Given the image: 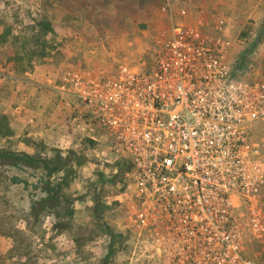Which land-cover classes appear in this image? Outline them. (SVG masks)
<instances>
[{"label":"rangeland","instance_id":"obj_1","mask_svg":"<svg viewBox=\"0 0 264 264\" xmlns=\"http://www.w3.org/2000/svg\"><path fill=\"white\" fill-rule=\"evenodd\" d=\"M163 2L0 0V33L7 35L0 41V113L9 127L15 85L37 86L48 76L62 82L68 71L113 75L123 65L148 67L174 20L202 21L212 35L227 37L238 73L264 81V0H175L170 12ZM68 129L79 143L60 149L63 170L48 177L42 168L0 164V264H177L160 242L173 221L154 218L156 204L132 208L138 189L131 160L110 153L104 130L91 138ZM1 130L0 148L42 157L58 149ZM62 175L68 183L57 204L32 209L45 195V179L54 187ZM258 206L264 216V187ZM243 239L246 255L264 264V219L261 235L245 227Z\"/></svg>","mask_w":264,"mask_h":264},{"label":"built area","instance_id":"obj_2","mask_svg":"<svg viewBox=\"0 0 264 264\" xmlns=\"http://www.w3.org/2000/svg\"><path fill=\"white\" fill-rule=\"evenodd\" d=\"M205 26L171 21L148 67L66 72L69 124L92 136L106 131L110 153L131 160L132 208L156 204L154 218L173 221L160 242L175 263L259 264L245 253L243 230H263L264 81L241 76L230 40Z\"/></svg>","mask_w":264,"mask_h":264},{"label":"crops","instance_id":"obj_3","mask_svg":"<svg viewBox=\"0 0 264 264\" xmlns=\"http://www.w3.org/2000/svg\"><path fill=\"white\" fill-rule=\"evenodd\" d=\"M46 80L48 82L37 86L19 83L11 90L10 126L14 134L28 141H38L59 150L77 146L78 136L68 129L71 128L69 116L75 108V99L62 89V82L56 83L49 76ZM87 135L90 136V132Z\"/></svg>","mask_w":264,"mask_h":264},{"label":"trees","instance_id":"obj_4","mask_svg":"<svg viewBox=\"0 0 264 264\" xmlns=\"http://www.w3.org/2000/svg\"><path fill=\"white\" fill-rule=\"evenodd\" d=\"M4 34L5 33L3 32L0 33L1 42L6 40L7 35ZM0 127H2L1 134L3 136L12 135V130L7 123V117L3 113H0ZM54 149L55 148H53V150ZM55 151V155L42 157L37 154L19 152L14 149L0 148V164L27 168H42L45 171L46 175L49 177L53 173L63 170L65 168V160H67L62 156L59 149H55ZM14 180L19 181L20 179L14 178ZM67 183L68 181L67 179H65L64 175L60 177L59 181L55 184L54 187L51 185L48 179H45L44 187L42 188L45 195L33 201V203L31 204V208L34 209L40 207L41 209H44L45 207H51L57 204V202L59 201L58 192L61 190V187L63 185H67ZM52 190L53 192L50 193V191Z\"/></svg>","mask_w":264,"mask_h":264}]
</instances>
